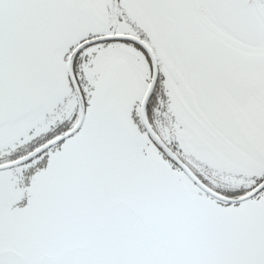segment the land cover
<instances>
[{"label":"snow or ice","instance_id":"1","mask_svg":"<svg viewBox=\"0 0 264 264\" xmlns=\"http://www.w3.org/2000/svg\"><path fill=\"white\" fill-rule=\"evenodd\" d=\"M0 264H264V0H0Z\"/></svg>","mask_w":264,"mask_h":264}]
</instances>
